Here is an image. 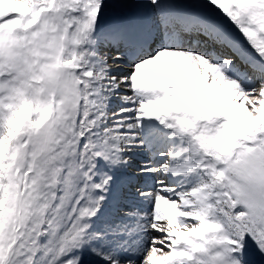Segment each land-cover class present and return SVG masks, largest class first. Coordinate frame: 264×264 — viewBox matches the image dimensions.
Here are the masks:
<instances>
[{"label": "snow or ice", "instance_id": "1", "mask_svg": "<svg viewBox=\"0 0 264 264\" xmlns=\"http://www.w3.org/2000/svg\"><path fill=\"white\" fill-rule=\"evenodd\" d=\"M0 264H264V0H0Z\"/></svg>", "mask_w": 264, "mask_h": 264}]
</instances>
